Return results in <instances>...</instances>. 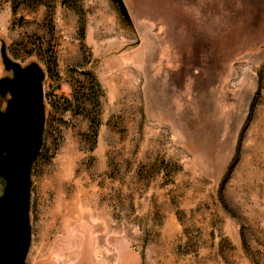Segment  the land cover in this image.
<instances>
[{
	"label": "rangeland",
	"instance_id": "374dc122",
	"mask_svg": "<svg viewBox=\"0 0 264 264\" xmlns=\"http://www.w3.org/2000/svg\"><path fill=\"white\" fill-rule=\"evenodd\" d=\"M122 4L0 0L45 73L27 264H264V0Z\"/></svg>",
	"mask_w": 264,
	"mask_h": 264
},
{
	"label": "water",
	"instance_id": "95a60500",
	"mask_svg": "<svg viewBox=\"0 0 264 264\" xmlns=\"http://www.w3.org/2000/svg\"><path fill=\"white\" fill-rule=\"evenodd\" d=\"M124 11L122 0H114ZM0 62V264H27L31 244V174L43 145L45 73L35 62ZM4 105V106H3Z\"/></svg>",
	"mask_w": 264,
	"mask_h": 264
},
{
	"label": "trees",
	"instance_id": "16d2710c",
	"mask_svg": "<svg viewBox=\"0 0 264 264\" xmlns=\"http://www.w3.org/2000/svg\"><path fill=\"white\" fill-rule=\"evenodd\" d=\"M81 27L83 28L82 23H81ZM91 84H92V89H90V95L91 98L93 99L92 102H94L93 107L95 109H98L99 105H97V97L99 96L100 93L99 86H97L93 80H91ZM98 124H99L98 121L95 119H92V121L90 122V131L92 132L93 137H96L97 135Z\"/></svg>",
	"mask_w": 264,
	"mask_h": 264
},
{
	"label": "bare ground",
	"instance_id": "6f19581e",
	"mask_svg": "<svg viewBox=\"0 0 264 264\" xmlns=\"http://www.w3.org/2000/svg\"><path fill=\"white\" fill-rule=\"evenodd\" d=\"M127 264L129 263L128 261L126 262ZM123 264H125V261H124V263Z\"/></svg>",
	"mask_w": 264,
	"mask_h": 264
}]
</instances>
